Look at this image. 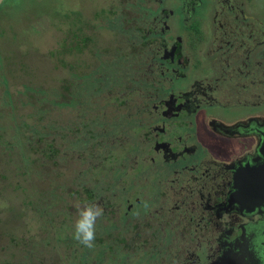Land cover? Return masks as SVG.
I'll return each mask as SVG.
<instances>
[{
    "label": "flooded vegetation",
    "instance_id": "af4514ba",
    "mask_svg": "<svg viewBox=\"0 0 264 264\" xmlns=\"http://www.w3.org/2000/svg\"><path fill=\"white\" fill-rule=\"evenodd\" d=\"M209 1L173 0L174 7L168 0H70V13L66 14L68 57L82 53L84 58L79 59L80 71L68 59V107L73 106L74 98L84 104L99 102L91 91L104 94L101 86L105 83L109 89L131 94L138 102L131 118L138 124L132 129L146 142L139 143L144 148L130 152L119 163L129 165L126 161L140 152L135 163L139 162L137 175L143 178V185L133 189L137 195L131 199L122 191L129 190L132 180L127 186L125 181L130 178L119 176L117 180H125V188L115 197L119 220H128L131 211L142 218L139 222L134 219L125 229L128 238L124 234L116 238L123 243V255L118 259L109 255L117 264H148L156 257L168 264H264V202L247 210L238 201L251 208L264 197V179L259 183L264 175V158L258 155L264 137V0ZM202 6L207 8L205 17ZM195 19L207 32L194 33L188 24ZM106 28L110 36L105 43ZM92 40L99 43L101 56L112 54L108 57L112 61L96 62L91 55L95 51L89 47ZM200 40L206 43L205 50ZM200 50L210 54L204 59L210 74H193V69L201 65L195 55ZM92 59L93 66L89 63ZM72 74L77 77L75 96ZM79 79L83 81L78 83ZM60 107L58 104L50 114V162L52 168L59 167L69 176L63 181L74 189L66 194H72L77 192L79 178L74 176L78 171L93 172L98 167L91 175L98 183L102 181L95 178L104 171H99L102 162L95 160L93 140L104 136L102 132L87 134L90 126L98 123L87 120L88 114L70 115L68 107L63 111ZM211 107L223 108L207 111ZM230 107L246 109L231 117L225 111ZM58 110L64 112L61 120L55 115ZM99 113L98 118H105L101 126L109 135L112 125L116 129L120 124L119 115L116 112L112 116L111 112L108 116L102 109ZM247 166L259 168L251 181L241 179L243 191L238 196L235 170ZM51 175L54 185L57 175ZM99 188L95 187L96 191ZM100 197L104 200L92 204L101 203L100 207L112 213L115 204ZM230 197L238 200L231 204ZM56 226L61 228L63 224ZM199 229L202 238H195ZM162 231L168 232L161 237ZM65 234L63 243L69 251L81 250L80 258L86 260L91 252L85 245L74 243L69 230Z\"/></svg>",
    "mask_w": 264,
    "mask_h": 264
},
{
    "label": "rangeland",
    "instance_id": "374dc122",
    "mask_svg": "<svg viewBox=\"0 0 264 264\" xmlns=\"http://www.w3.org/2000/svg\"><path fill=\"white\" fill-rule=\"evenodd\" d=\"M95 1L98 0H91V2ZM153 1L151 0L152 3ZM168 1L174 4L173 0ZM212 1L214 0L209 2ZM70 7V0H5L0 8V160L4 159L2 165H0V264H117V262L110 260V255L111 258L115 257L117 259L123 255L121 251L123 243L120 244L116 238L123 234L128 238V232L125 229L129 227L131 221L134 223L135 220L139 222L142 219H138L131 211L128 220L120 221L119 214L116 211L115 198L119 190L125 188L124 183H122L125 181L124 179L120 180L119 183L121 184L117 183L119 176L130 178L125 181L126 186L131 185L132 180V185L126 191L130 195L122 191L124 195L126 194L131 199L137 195V191L134 192L133 189L135 187L139 189L143 185V178L137 175L139 162L135 163L140 152L134 153L131 161H126L129 165L120 166L119 164L122 159L125 160L128 157L130 152L133 153L144 148L141 146L142 142L146 144L142 137H137L136 132L132 129L134 124H138V121L131 120L135 116V105L138 102L131 98V94L124 95L118 89H109L106 83L101 86L102 90H105L104 94L97 95L100 92L91 91L92 95L96 96L99 101L95 103L84 104L82 103L83 100L80 101L78 98H74L72 101L73 106L68 107L69 99L65 98L66 93L60 92V90L65 91L64 86L67 89V85L70 84V80L65 82L66 66H70L68 59L69 61L72 60L73 65L80 71L79 59L83 60L84 58L82 53L77 56L73 54L69 57L62 54L65 49L60 45L64 36V31L61 29H64L66 14L70 13ZM174 7H176L175 4ZM201 8L204 11L202 12L201 9V14L205 17L207 8L204 9V6ZM120 9L122 10V8ZM188 26L198 35L207 32L203 26L201 27V23L197 19L190 22ZM103 35L106 43L110 31L106 28ZM110 41L112 40L110 39ZM124 43V40L121 39V44ZM205 44L204 42L200 44L203 50H205ZM89 47H92L95 51V54L91 53V55L96 58V62L97 60L99 63L102 61L103 64L107 63V59L112 61L111 58H108L109 55L112 56L111 53L100 55L99 52L102 49L95 40L90 42ZM195 55L201 65L193 69V74H210L209 65L204 60L210 54L203 53L200 50ZM62 57L65 58L61 60ZM115 58H117V55H115ZM89 63L93 66L95 60L92 59ZM212 64L213 62H211ZM202 66H205V68L200 69ZM6 77H8L7 80ZM71 79L74 81L72 93L75 96L78 93L75 92L77 77L72 74ZM58 81L61 83L58 84L59 90L46 87L48 85L54 87ZM81 81L83 79H79L78 83H81ZM41 88H47L48 90H40ZM97 89L99 87H96L95 90ZM58 98L62 106L60 108L66 110L64 107H68L70 115L71 113L82 112L81 116L88 114L87 120L98 122L90 126L87 134L102 132L101 136H104L101 140L99 138L93 140V147L96 148L95 160L98 163L102 162L99 171L104 172H102L101 177L95 176L96 179L100 178L102 180L98 183L91 175V173H97L98 167L93 172H88V169L84 166L83 168L86 171H83L82 174L81 171H78L74 176L79 178L78 185H76L77 192L66 194L65 190L70 187V183L66 180L63 181V178H69V176L61 172L59 167L52 168L50 159H48L44 170L50 174L55 172V175H57L53 188L58 193L52 197L51 203L49 200L45 203H49L46 205L48 208H46L44 202L38 203L37 206V203L32 204L26 200L28 196L39 197L40 192L36 193L38 188H47L51 182L46 173L42 174L43 181H35L38 188H35L32 192H26L25 187L29 184L26 182L28 179L25 178L27 174L22 171L28 170L31 177L35 174L36 168L24 157V153L26 154L27 149H30V145L26 144L25 149L22 150L20 136L27 143L29 136H32V128H35L33 129L35 137L31 145L34 144L38 151H43L47 147L46 144L49 143V138L42 135L40 130L45 129V126L40 123L42 120L39 121L37 117L40 114L49 116L52 111L54 112V108L59 104ZM36 100L38 101L37 108L34 104ZM97 106L100 111L101 109L105 112L108 111V116L111 112H113L110 114L112 116L117 113L119 115L118 121L120 124L117 125L116 129L112 125V128L109 129V135H106L108 132H105L101 126L104 125L105 118H98L101 114L100 111H97ZM222 108L211 107L207 111L215 112L222 110ZM245 109V107H230L225 111L233 117L240 115L241 111ZM58 113L59 110L55 112L58 119H63L64 112ZM23 121L26 123L25 126H23ZM42 122L46 124L47 128L49 127V121ZM111 129L114 130L111 132ZM87 151L91 161H93L90 151L88 149ZM7 152H10V154ZM211 153H213L212 149ZM211 155L213 156V154ZM142 165L146 166L148 164L143 163ZM1 173L7 174L9 178H4ZM134 178L135 180H133ZM82 183H86L92 188L84 187ZM97 186H100L99 192L95 189ZM63 193L66 196L64 201L61 199ZM100 195L104 196L105 201L115 205L112 207V213H110L108 209L100 207L101 203H99L98 206L102 209V215L98 216L95 222L96 239L94 238L92 241L91 247L85 245L91 253H89L86 260H83L80 258L81 250L78 249L76 253L73 250L70 252L69 246H65L63 243L66 238L65 232L67 229L71 234L75 233V222L78 219V210L75 205L80 203L83 206L85 203L92 204L96 201L98 203L99 200H104ZM97 203L94 205H97ZM119 207L123 208L122 206ZM136 207L137 210L139 206L136 205ZM47 218H50V220L47 221ZM63 218H65V222H62ZM117 220L122 225H119ZM151 221H153V217H151ZM112 223H115V225H112ZM61 224H63L61 228L56 226ZM167 232L162 231L160 233L161 237L162 235L165 236ZM198 232L197 235V231H195V238H202V230L199 229ZM75 241L74 243L78 245H84ZM73 248L75 249L74 244ZM125 250L129 251L130 248ZM135 253H139V251ZM151 263L168 264L165 259L159 257L148 262V264ZM136 264L144 263L139 262Z\"/></svg>",
    "mask_w": 264,
    "mask_h": 264
},
{
    "label": "trees",
    "instance_id": "16d2710c",
    "mask_svg": "<svg viewBox=\"0 0 264 264\" xmlns=\"http://www.w3.org/2000/svg\"><path fill=\"white\" fill-rule=\"evenodd\" d=\"M2 6H0V8H1ZM67 16V15H66ZM62 31H64V36L62 37V42H61V44L60 45H62L63 47H64V49H65V52H63L62 54L63 55H65L66 54V57H68V50H67V39H69V32L67 31V22H66V24L64 25V29L62 28L61 29ZM63 58H65V57H62L61 58V60L63 59ZM68 59V58H67ZM50 67V66H49ZM7 78L8 77H6L5 79L7 80ZM58 84H61V83H58ZM58 84L56 85L57 87H58V89H59V86H58ZM55 86V87H56ZM8 87H9V84H8ZM46 87H48V89L49 88H53V86H51V85H48V86H46ZM65 87V86H64ZM47 88H41L40 90H48ZM9 92V91H8ZM60 92L61 93H65V91H62V90H60ZM10 93V92H9ZM80 95H81V89H80ZM31 96V95H30ZM46 97H47V95H46ZM37 100H36V102H34V104H35V107L37 108V106H38V104H37ZM62 103H64V102H62ZM59 104H60V102H59ZM62 111H63V108H62ZM47 115V114H46ZM46 115H41L40 114V116L39 117H37L38 118V120L40 121V120H42V121H45V120H47V121H49V127L47 128L46 127V124H44L42 121H40V123L42 124V125H44L45 126V129H41L40 131H41V133H42V135H45V136H47L48 138H49V134H51V128H52V124H51V116L49 115V116H46ZM44 116H46V117H44ZM27 120H29L28 118H26ZM48 123V122H47ZM25 121H23V126H25ZM29 125V124H28ZM50 128V129H49ZM33 129H35V128H32V136L30 137L29 136V138H28V141H27V143L25 142V141H23L22 140V137L20 136V138H21V141H22V143H21V145H22V150L23 149H25V146H26V144H28V145H30V149L28 148L27 149V151H26V154L24 153V157L30 162V163H32V164H34V166H35V168H36V171H35V174L34 175H32L31 177H30V172H28V170H23L22 172L24 173V174H27L26 176H25V178L26 179H28V180H26V182L29 184V186H26L25 187V189H26V192H32L35 188H38L37 186H36V184H35V181H43L42 179V174H47L48 176H49V180H50V182H51V184H50V186H48L47 188H42V189H40V188H38V191L36 192V193H38V192H40V195H39V197H36V196H28L27 197V202H31L32 204L35 202V204L37 203V206H38V203H42V202H44V205H45V207L46 208H48V206H46L47 204H49V203H47V204H45L48 200L50 201L51 199H52V197H54V195L55 194H57L58 192H57V190L56 189H54L52 186H54L53 185V181H52V175L50 174V173H48V172H46L45 170H44V166H45V164H46V162L48 161V159H50V148H49V145H48V143L46 144V148L42 151V150H39L38 151V149L35 147V145L34 144H32L31 145V143H32V140H33V138L35 137V134H34V131H33ZM46 129H47V131H46ZM7 153H9L10 154V152H7ZM4 160V159H3ZM3 160H0V165H2V161ZM32 173V172H31ZM2 174V176L4 177V178H6V179H8L9 177H7V174H5V173H1ZM43 184V183H42ZM45 184V183H44ZM68 190H73L71 187H69L68 189H66L65 191H68ZM35 193V194H36ZM74 192H72V194H73ZM34 194V193H33ZM62 198V200L64 201V199H65V196L64 195H62L61 196ZM74 237V236H73ZM79 241V240H78ZM80 242V241H79Z\"/></svg>",
    "mask_w": 264,
    "mask_h": 264
},
{
    "label": "clouds",
    "instance_id": "9594fccd",
    "mask_svg": "<svg viewBox=\"0 0 264 264\" xmlns=\"http://www.w3.org/2000/svg\"><path fill=\"white\" fill-rule=\"evenodd\" d=\"M78 219L75 222V239L86 246L91 247L95 238V222L98 216L102 215V209L98 205L85 203L81 206L77 203Z\"/></svg>",
    "mask_w": 264,
    "mask_h": 264
},
{
    "label": "water",
    "instance_id": "95a60500",
    "mask_svg": "<svg viewBox=\"0 0 264 264\" xmlns=\"http://www.w3.org/2000/svg\"><path fill=\"white\" fill-rule=\"evenodd\" d=\"M4 1L5 0H0V6L3 4ZM263 136H264V133H263ZM263 151H264V137L261 139V142H260L259 147H258V155H260L261 158L262 157L264 158ZM255 159H257V157H255L253 160H255ZM263 164H264V160H263ZM263 164H259L258 166L260 167ZM259 167H257V166H252V167L247 166L245 169L244 168H241V169L237 168L235 170V185L238 188V190H236V194L238 196H242V191H243V187L241 186V179H244L246 181H251L252 178L257 175V169ZM263 179H264V175L262 176L261 179H259V183H261V181ZM263 190H264V181H263ZM234 198L235 197H233V198L230 197L229 198V201H230L231 204L238 200V199H234ZM238 201L243 206L242 207L243 209L247 208V210H254L256 206H259L261 203L264 202V197L262 198V200H259L256 204H254L251 208H248V207L244 206L243 203L240 200H238Z\"/></svg>",
    "mask_w": 264,
    "mask_h": 264
},
{
    "label": "bare ground",
    "instance_id": "6f19581e",
    "mask_svg": "<svg viewBox=\"0 0 264 264\" xmlns=\"http://www.w3.org/2000/svg\"><path fill=\"white\" fill-rule=\"evenodd\" d=\"M2 6V5H1Z\"/></svg>",
    "mask_w": 264,
    "mask_h": 264
}]
</instances>
